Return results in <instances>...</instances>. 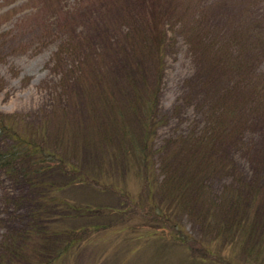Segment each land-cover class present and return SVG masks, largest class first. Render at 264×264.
<instances>
[{"label": "rangeland", "instance_id": "374dc122", "mask_svg": "<svg viewBox=\"0 0 264 264\" xmlns=\"http://www.w3.org/2000/svg\"><path fill=\"white\" fill-rule=\"evenodd\" d=\"M173 2V18L165 24L169 39L160 80H156L149 56H144L145 64L140 68L148 82L144 92L155 89L154 98L149 102L150 96L145 95L137 102L133 96L135 111L122 114L113 110L114 116H109L97 107L110 104L100 98L105 90L96 93L91 70L85 71L77 63L110 44L114 50L102 51L107 55L106 63L96 60L94 69L104 64L108 80H116L123 65L117 62V46L113 44L125 42L127 31L111 26L112 37L105 42L107 34L101 30L115 13L107 14L95 0H0V113L11 115L9 124L25 139L37 136L36 143L64 153L81 174L91 172L97 180L103 176L97 182L104 192L77 187L66 191L67 196L75 193L80 201L103 212L121 210L108 218L110 228L85 233L82 245L71 244L58 264H98L102 261L99 254L106 258L103 264H225L240 259L244 264H264V228L258 235L249 233L247 227L218 222V217L226 214L222 210L228 198L226 190L242 185L250 189L248 195L264 192L259 185L260 179L264 183V93L255 96V104L249 82L242 80L237 70H227L222 60L210 63L213 54L241 42L243 32L249 34L248 42L258 53L264 52V0ZM93 18L100 36L92 29L96 28ZM193 26L201 27L204 35L198 44L192 40L190 44L186 35ZM171 30L178 32L175 40ZM77 40L83 42L79 56L72 50ZM60 46L63 50L59 54ZM246 52L250 55L253 50ZM113 69L118 72L109 78ZM214 70L221 80L210 86L207 80ZM80 72L87 79L82 76L76 81ZM255 72L252 82L264 79V55ZM221 131L234 143L220 141L217 132ZM1 143L0 158L4 155ZM206 146L213 150L210 159H224L220 161L223 164L230 160V167L203 172L206 190L198 195L201 203L197 208L194 203L182 208L175 200L172 203L173 193L166 180L185 162L192 165L193 157ZM112 150L116 151L114 160L110 159ZM176 151L182 159L169 161L167 156ZM18 172L7 175L0 170L1 254L7 252L9 244L17 247L24 243L20 234L32 222L27 223L29 211ZM214 206L216 210H210ZM63 223L58 231L71 228ZM61 240L69 243V239ZM182 240L196 242V256ZM221 241L228 245L222 247ZM209 250L214 256H209ZM28 251L23 253L27 259ZM250 251L251 258L245 257Z\"/></svg>", "mask_w": 264, "mask_h": 264}, {"label": "trees", "instance_id": "16d2710c", "mask_svg": "<svg viewBox=\"0 0 264 264\" xmlns=\"http://www.w3.org/2000/svg\"><path fill=\"white\" fill-rule=\"evenodd\" d=\"M95 1L98 4L100 3V8L107 12V14L115 13V17L110 15L107 23L103 24L101 27L105 36L107 34V39L104 40L105 42L112 37L111 26L118 25V29L127 31L125 33V42L117 43L120 45L113 44V46H117L116 55L119 57L117 62L118 64H122L123 67H121V73L119 72L116 74L118 71L113 69L114 73L111 71L109 74V78L112 74H116V80H108V71L104 68V64L102 67L94 69L96 60L106 63L107 55L102 51L105 52V49L114 50L110 44H107V48H102V51L93 55L96 59L93 56H88L85 57L84 61L79 60L77 64L79 66L83 65L84 67L82 68H84L85 71L86 69L91 70L90 78H93L92 80L94 81V84L97 85L96 93L102 92L101 89L105 90V95L102 97L100 96V98L104 100V103L110 104L104 105L102 103L101 105L96 106L103 110L105 114H109V116L110 114L114 116L113 110L118 113L126 114L127 111H135L136 108L134 102L130 99L131 97H136L138 102L143 99L142 97L148 95L151 100L146 97L147 101L151 102L155 96V89L149 90L148 94L144 92V89H148V82H146L142 74L143 71L140 68L145 64L144 56H149L156 68V80H160L163 71L161 65L164 63L166 45L169 39L165 24L167 23L166 21L173 18L170 16L176 5L173 0ZM113 8H116L115 11H112ZM178 17L180 20L182 15L179 14ZM93 19L96 22L95 25L97 29H92L94 33H97L100 36L101 31L98 29V22L95 18ZM128 27L130 29H128ZM200 31H202V28L200 27V30H198L196 26H193L192 29L186 30V35L188 36L187 38L190 44L191 40L194 44L200 43L199 40L203 39L202 36L204 37ZM170 33L175 40L178 36L177 30H171ZM247 36H249V34L245 32L240 34L241 42H235L234 45L229 44L225 48H222L220 53L213 54L210 58V63L215 64L217 60L220 62L221 60L222 62L224 61L223 63H225L227 70H237L238 73H240L241 79L249 82V93L254 97L259 96L260 94L263 96V77H260V81H252L256 77L255 71L256 68L259 67L260 58L264 55V52L261 51L258 53L254 48L253 43L249 44ZM90 38L91 37L89 36L87 40L88 44L92 42V39ZM82 43L83 42L80 40H77V42L73 43V46L70 45L73 48L72 50L74 51V54L77 56L83 53ZM111 43L114 42L111 41ZM134 45L135 50L133 49ZM62 46L58 48L59 54L63 50ZM233 47H236V49H233ZM251 49L253 50V53L247 55L249 53L246 51ZM144 50L146 51L145 53L141 55L138 53L139 51ZM58 53H56V56H58ZM215 69H218V65ZM217 73L219 72L214 70L213 74L210 75L211 78L209 77L210 81L207 80L210 86L221 80V77L217 76ZM82 76L83 79H87L85 73L80 72L76 76V81ZM62 80L64 81L63 78ZM118 80L120 82H118ZM117 82L121 85L122 89L118 88ZM101 84L104 87L101 86ZM154 88L157 89V85L154 86ZM130 90L132 91V96L129 95ZM250 97L249 94L247 99L244 98V100L247 102ZM256 98L257 97L253 98V102L258 104L256 103ZM123 99L127 100L124 101ZM76 104L80 107L79 103ZM10 117L11 115L0 113V139L5 140L2 141L3 145L0 142L2 145V152H4V155L0 158V170L7 175H13L19 171V181L24 187L23 194L21 195L24 198L29 211V215H27L29 216V220L27 223L32 222L28 225L26 224V228L20 234L24 241L23 244H18L17 247H12L9 244L7 249L4 248V251L6 249L7 252L5 254L0 253V264H58L63 259V256L68 254V251L72 246L71 244L76 243L77 246L82 245L85 240V233L87 235L89 233L92 234L103 230L105 231L106 228H110L111 226H107L108 218L121 213V210L117 209L112 212H103L100 208L90 207L89 204L80 201L75 193H73V196H67L65 194L66 191L69 192L70 190L77 189V187L85 188V190L89 189L95 191L98 190L97 192H104V188L97 182L98 180L101 181V177L103 176H98L97 180L91 172L86 171L81 174L80 172L82 170H76L79 168L77 166L75 169L72 168L64 153L61 154L59 151L48 149L38 141L36 143L37 136H34V140L31 141L25 139L20 133H16V130H13L9 124ZM217 135H220V141L234 143L233 138H225L228 134L223 131L217 132ZM145 143L146 139H144V144ZM112 151V156H110V154L106 155H109L110 159L114 160L116 151ZM212 152V147L208 148L206 146L198 157H193L195 162L192 165L188 166V163L185 162L178 167L179 169L174 175H168L169 177L167 178L166 183L168 189H171V193H173V198H171L172 203L175 200L178 202V206L182 208L187 205L189 207L194 203L197 208L198 203H201L200 200H198V195L200 191L206 190V186L203 185L205 179L201 178L202 173H215V170L223 171L230 167V160H227V163L223 164L220 161L224 159L220 158L219 162H217L216 159H210L209 155H211ZM132 157L136 158L133 155ZM167 157L168 159L171 158L169 161H179L182 159L179 151H176L172 156L170 155ZM143 162L146 161L144 160ZM79 163L82 164V162ZM143 167H145L144 164ZM141 170H144V168H141ZM248 181L250 182V180ZM260 181L261 179L259 180L261 189L264 187V183H261ZM249 190V188L242 185H236V188H233V190L231 188L226 190L225 193H227L228 198L225 204L222 205L223 209L221 208L222 210H225L226 214L218 217V222L222 221L223 226L230 223V225L236 227H247L245 230L249 229V233L254 231L260 235L264 228V192L260 194L257 193L254 196L247 194ZM231 193L234 194L232 195ZM184 198L188 200V203L183 202ZM214 207L215 209L211 207L210 210H216V206ZM168 208L169 207H167L165 211L169 212ZM230 211H233V213L236 214H228ZM227 217L229 220H226ZM64 221H66V224L71 228H66L67 230L64 231H58L57 227L64 224ZM42 223H44V225ZM50 226H54L55 229H50ZM249 233L247 232L246 234L247 238L250 235ZM37 239L39 241H37ZM61 239H69V243H62ZM182 242L191 253L196 256L194 251L196 242L187 241L186 243L184 240H182ZM221 242L222 247L228 245L224 243V241ZM39 243H43V245L40 246ZM63 245L65 246L63 247ZM29 249L31 253L27 259L23 256V253L29 252ZM207 252L209 253V256H214L213 254H210V250ZM251 253L253 254V252L250 251L245 257L251 258ZM99 257L102 261L98 264H103L106 261V258L103 257V254H99ZM225 264L244 263L240 259L239 261L228 260Z\"/></svg>", "mask_w": 264, "mask_h": 264}]
</instances>
